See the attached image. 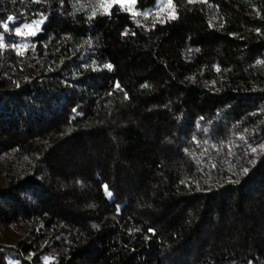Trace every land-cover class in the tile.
I'll return each mask as SVG.
<instances>
[{"label": "trees", "instance_id": "1", "mask_svg": "<svg viewBox=\"0 0 264 264\" xmlns=\"http://www.w3.org/2000/svg\"><path fill=\"white\" fill-rule=\"evenodd\" d=\"M172 13L0 0V264H264V0Z\"/></svg>", "mask_w": 264, "mask_h": 264}, {"label": "rangeland", "instance_id": "2", "mask_svg": "<svg viewBox=\"0 0 264 264\" xmlns=\"http://www.w3.org/2000/svg\"><path fill=\"white\" fill-rule=\"evenodd\" d=\"M80 6L91 12L95 13H107L109 8L114 4H119L127 8L134 15L139 16V20L146 22L148 20H160L167 17H171L172 13V0H159L157 7L154 10H148L144 14H140L136 11V0H78ZM41 23L36 24L35 26H27L26 29L30 34H34L39 31ZM19 34L23 33V30L18 32ZM6 235L11 238H17L16 232L10 230L6 231Z\"/></svg>", "mask_w": 264, "mask_h": 264}, {"label": "snow or ice", "instance_id": "3", "mask_svg": "<svg viewBox=\"0 0 264 264\" xmlns=\"http://www.w3.org/2000/svg\"><path fill=\"white\" fill-rule=\"evenodd\" d=\"M190 2H191V0H190ZM173 18H174V17H173ZM4 26L7 27V25H4ZM26 27H27V26H26ZM17 31H19V30H17ZM108 67H111V66L109 65ZM117 87H119V85H117ZM253 151H255V149H253ZM245 171H247V170L245 169ZM105 190L107 191V186H105ZM108 195L110 196L111 193L109 192Z\"/></svg>", "mask_w": 264, "mask_h": 264}]
</instances>
